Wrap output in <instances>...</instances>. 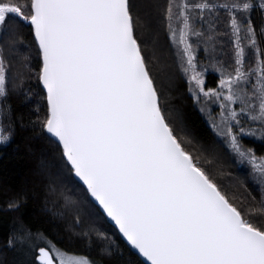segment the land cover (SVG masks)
I'll use <instances>...</instances> for the list:
<instances>
[{
	"label": "snow or ice",
	"instance_id": "snow-or-ice-1",
	"mask_svg": "<svg viewBox=\"0 0 264 264\" xmlns=\"http://www.w3.org/2000/svg\"><path fill=\"white\" fill-rule=\"evenodd\" d=\"M252 7L250 0H168L166 20L189 91L197 102L201 96L218 102L219 120L210 117L213 130L264 186V157L243 149L237 139L257 134L242 126L241 117L259 124L264 138V52L251 19L238 22L234 15ZM259 8L264 10V0ZM221 9L230 17L234 66L216 67L218 87L206 88L189 38L202 40L206 53L214 51L216 36L227 33L213 32L211 25L205 33L194 21L206 22V13ZM9 19L30 26L39 60L34 76L46 100L38 125L60 152L67 179H78L85 199L91 197L102 210L103 215L93 210L96 219L107 217L144 264H264V224L250 218L257 210L246 214L237 207L201 166V155L185 147L190 141L169 123L136 37L138 17L130 0H0V29ZM245 39L256 53L255 66L248 69ZM4 50L0 45V97L8 91ZM30 78L18 74L13 90ZM237 104L239 111L233 108ZM11 128L0 126V144L10 139ZM8 207L18 209L19 203L10 201ZM259 211L264 214V204ZM37 240L43 243L35 246V264H93L61 250L43 233Z\"/></svg>",
	"mask_w": 264,
	"mask_h": 264
},
{
	"label": "trees",
	"instance_id": "trees-1",
	"mask_svg": "<svg viewBox=\"0 0 264 264\" xmlns=\"http://www.w3.org/2000/svg\"><path fill=\"white\" fill-rule=\"evenodd\" d=\"M250 2L253 7L247 13L234 12V15L238 22L251 19L257 47L264 52V36L260 34L264 13L257 0ZM130 4L134 19L138 17L136 37L169 123L178 136L190 141L185 147L201 155V166L207 169L229 199L246 214L250 209H256L250 218L264 224V214L259 211L264 204V186L257 183L251 165L238 162L226 139L217 136L210 123V117L216 120L220 112L218 102L207 100L208 109L201 111L200 103L189 91V83L168 31V0H130ZM205 18L206 22L195 19L194 26L198 30L207 33L211 25L213 32L227 33L217 35L215 50L210 47L207 53L202 40L195 37L191 41L196 66L204 70L205 87L216 88L220 79L216 67L223 65L232 70L235 46L229 27L230 17L223 9L206 13ZM244 27L242 25V36ZM1 32L4 33L0 36V45L5 49L8 91L0 99V126L11 124L12 128L10 139L0 144V264H35L32 259L37 254L35 246L43 243L37 240L38 233H43L68 254L82 255L93 264H143L105 218L102 221L95 218L93 210H99L89 197L85 199L86 191L74 178L67 179L60 152L49 143L38 125V118L43 119L46 115V100L34 76L39 60L30 27L9 19ZM242 46L245 48V68L255 66V49L248 47L246 39L242 40ZM18 74L31 78L25 80L22 88L13 90V78ZM6 106L8 114L4 113ZM233 108L239 111L238 104ZM241 121L243 127L255 130L257 134H238L239 143L243 149H251L258 158L264 157L260 125L246 117H241ZM33 122H37L36 127L32 126ZM207 159L213 163L207 164ZM10 201L18 202L19 208H9ZM77 216L79 225L76 224ZM85 231L88 236L82 235ZM29 232L32 234L30 238ZM98 232L103 235H97ZM21 235L25 237L23 241ZM9 240L13 241L11 245Z\"/></svg>",
	"mask_w": 264,
	"mask_h": 264
},
{
	"label": "rangeland",
	"instance_id": "rangeland-1",
	"mask_svg": "<svg viewBox=\"0 0 264 264\" xmlns=\"http://www.w3.org/2000/svg\"><path fill=\"white\" fill-rule=\"evenodd\" d=\"M258 2H259V4H260V0H257ZM187 2H189V3H192V2H199L198 0H187ZM262 12L264 13V10H262ZM195 22V21H194ZM179 28V25H177V29ZM1 30L2 29H0V32H1ZM170 34V33H169ZM170 36H171V34H170ZM171 39V38H170ZM192 39H195V37H190L189 38V42L191 43V41H192ZM177 40H178V34H177ZM171 42H172V47H173V49H174V51L176 52V55H177V51H178V45L177 44H174L173 43V40L171 39ZM177 58H178V56H177ZM178 61H179V58H178ZM180 62V61H179ZM181 65V64H180ZM197 71H201V72H203L204 73V70L203 69H199L198 67H197ZM186 79H187V81H188V77L186 76ZM193 88H195V86L193 85ZM196 91H198V90H196ZM192 93V92H191ZM193 94V93H192ZM0 99H1V97H0ZM197 101V100H196ZM198 103H200V108H204V110H207L208 109V105H207V100H206V98H204L203 96H201L200 97V99H199V102ZM218 117L216 118V120L218 121L219 120V113H218V115H217ZM212 118V117H211Z\"/></svg>",
	"mask_w": 264,
	"mask_h": 264
},
{
	"label": "water",
	"instance_id": "water-1",
	"mask_svg": "<svg viewBox=\"0 0 264 264\" xmlns=\"http://www.w3.org/2000/svg\"><path fill=\"white\" fill-rule=\"evenodd\" d=\"M29 27H30V26H29ZM40 87H41V89H42V86H40ZM42 91H43V90H42ZM44 134H45L46 137H47V134H46V133H44ZM48 139H51V138H48ZM73 178L75 179L76 182H78V183L83 187V185L81 184V182H80L78 179H76L75 177H73ZM84 190L86 191V189H84ZM89 199H90V201L94 204V206L97 207V209L99 210V212L102 214V210L99 209V206L96 204V202H95L94 200H92L91 197H89ZM102 215H103V214H102ZM104 218H105L106 222H107V223H108L113 229H115V231L117 232L118 236H119L120 239L125 243V245L129 248V250H130L135 256H137V257L140 259V261L144 264V262H143V258L140 257L139 254L135 252V250L131 249V246L127 244V241L124 240V238L122 237V235L119 233L118 229L115 228V225H114L110 220H108L107 217H104Z\"/></svg>",
	"mask_w": 264,
	"mask_h": 264
}]
</instances>
